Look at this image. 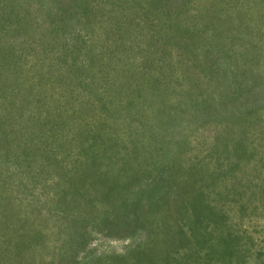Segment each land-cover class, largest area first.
Listing matches in <instances>:
<instances>
[{
  "label": "rangeland",
  "instance_id": "rangeland-1",
  "mask_svg": "<svg viewBox=\"0 0 264 264\" xmlns=\"http://www.w3.org/2000/svg\"><path fill=\"white\" fill-rule=\"evenodd\" d=\"M0 264H264V0H0Z\"/></svg>",
  "mask_w": 264,
  "mask_h": 264
}]
</instances>
